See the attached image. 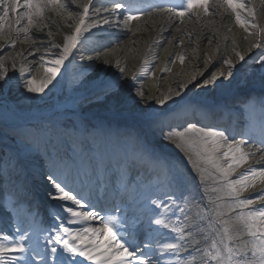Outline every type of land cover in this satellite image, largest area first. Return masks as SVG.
I'll use <instances>...</instances> for the list:
<instances>
[{"label":"bare ground","instance_id":"obj_1","mask_svg":"<svg viewBox=\"0 0 264 264\" xmlns=\"http://www.w3.org/2000/svg\"><path fill=\"white\" fill-rule=\"evenodd\" d=\"M98 1H101L98 5L103 7L97 8L96 0H93L86 23L95 21L99 27L83 33L78 50L65 61L67 65L62 67L61 74L45 92L30 94L23 88L22 82L17 86L15 79L8 87H0V169L4 167L5 160L15 165L14 169H10L7 182L0 180V194H11L20 189L23 205L35 197L39 202L47 199L45 194L51 188L41 175L46 170L50 171L46 167L53 162L64 170L71 187L79 191L83 187L87 196L99 178L103 182L101 190L104 186L107 188L106 206L111 204L112 189L118 188L120 181L127 184V195L132 192L138 168L145 173V176L140 174L141 180L145 179V185L150 184L155 193L158 191L154 187L157 174L140 159L142 153H147L161 162L164 157H173L177 167L186 170V177L193 182L192 186L186 184L188 191L206 203L208 193L199 174L188 162L186 153L177 148L174 141L164 139L161 129L167 132L170 127L180 128V124L186 122L185 118L192 116L212 127H221L218 124L227 122L228 131L234 135L239 128L233 119L236 113L230 110H235L234 103L240 104L238 111H243L244 107L245 111L248 107H256L258 113L259 101L264 98V71L255 61L264 51V4L261 0H251L255 10L254 23L258 28L248 25L236 28L229 15L220 11L222 7L216 6V0H212L208 15L196 9L183 18L141 14L139 19L130 22L114 16L117 12L112 7H106L109 0ZM64 2L70 6L64 10L46 11L44 16L47 20H41L29 29L31 38L24 39L23 33L19 36L15 33L0 36V65L10 76L19 77V68L23 64L31 68L26 76L43 78L47 65L40 61V57L48 60L59 54V50L49 49L48 46L50 43L63 44L64 37L70 35L79 23L76 13L83 11L82 6L88 0H76L75 5L71 4V0H61V3ZM112 16L116 22L109 20ZM104 20L109 23H103ZM9 40H15L14 47H4ZM254 44L260 45L257 55L252 53ZM237 52L244 56L243 61L239 60ZM180 55L184 56L183 63L176 59ZM225 59L235 66L231 78H227ZM145 60L147 65H144ZM173 60L177 61V66L172 69L170 64ZM120 68L124 69L122 76ZM220 72L225 75L215 86L210 84L201 90L191 88L189 84L193 75L202 80ZM134 75L137 77L135 81ZM114 77H120L125 90L106 94L105 84ZM133 84L135 87L130 93L133 99H128L127 87ZM180 84H189L191 88L186 95L182 94V101L175 95ZM60 89L64 93H59ZM137 89L143 93L142 96L136 95ZM228 93L233 94L227 96ZM218 94L222 95L220 100L208 105L211 102L209 98L213 96L215 100ZM165 95H171L178 103L169 100L167 107H161L156 101ZM200 100L206 104L203 109ZM190 104L193 108L189 109ZM253 127L258 130H251L249 136L261 139L259 121ZM37 129L44 130L40 140L34 136ZM73 151L79 152V159L74 158ZM258 155L264 157L260 153ZM126 170H131V177L123 182ZM244 171H236L229 178L236 179ZM84 173L91 178L92 184L85 182L81 185ZM159 180L162 181L163 177ZM127 195V199L133 198ZM251 195L254 194L244 191L241 198ZM89 198L96 202L94 198ZM46 202V211L50 212L54 202ZM261 204L264 202L253 208ZM35 210L31 216L39 209ZM49 212L42 215L40 211L42 218L36 217L35 221H43V226L49 227L48 221L53 222ZM0 213L2 219H14L1 210ZM47 217L50 218L44 219ZM9 227L6 229L11 234L15 229L10 231ZM149 255L159 260V264H173L166 258L160 259L152 253Z\"/></svg>","mask_w":264,"mask_h":264},{"label":"snow or ice","instance_id":"obj_2","mask_svg":"<svg viewBox=\"0 0 264 264\" xmlns=\"http://www.w3.org/2000/svg\"><path fill=\"white\" fill-rule=\"evenodd\" d=\"M167 3L169 14L183 18L194 9H202L208 15L211 0H167ZM261 3L264 4V0ZM71 4L75 5L76 0H71ZM69 6L61 3V0H0V36L12 33L19 36L23 33V38L29 39V29L41 20H47L44 16L46 11L64 10ZM92 6L93 0H88L82 6L83 11L76 13L79 23L70 35L64 37L62 45L50 43L49 49L59 50L58 55L48 60L40 57V61L47 65L43 78L26 76L25 73H30L31 68L23 64L19 68L20 76L14 78L0 65V87H8L15 79L17 86L22 82L23 88L30 94L45 92L61 74L65 61L78 50L83 33L99 27L95 21L86 23ZM216 6L231 10L238 26L258 28L254 23L255 10L251 0H247V3L245 0H216ZM114 7L128 10L125 17L128 22L139 19V15L134 14L121 0H115ZM150 7L159 9L162 6ZM241 10L246 11L251 20H244L240 15ZM103 23L108 24L109 21L104 20ZM14 46L15 40H9L4 47ZM253 47L259 48L260 45L254 44ZM236 55L241 61L245 59L239 52ZM176 59L183 63L184 56H177ZM255 62L264 71V53ZM223 63L228 69L227 78H231L235 66L227 59ZM147 64L145 60L144 65ZM123 73L124 69L120 68L121 76ZM224 75L223 72L212 73L202 80H197L193 75L189 84L191 88L203 90L210 84L215 86ZM136 79L134 75L133 81ZM189 84H180L175 94L181 101L191 90ZM134 87V84L127 87L128 99H133L130 93ZM105 89L106 94L121 93L125 90V84L120 77H114L106 82ZM136 95L142 96L143 93L137 89ZM169 100L178 103L171 95H165L156 103L167 107ZM251 115L254 121L258 118L260 134L264 136V98L259 101L258 113L256 107H252ZM252 127L250 125V130ZM161 131L164 139L174 141L175 146L186 153L188 162L199 174L208 193L206 203L203 199L197 200L188 191L186 170L182 171L167 161L161 162L151 154L142 153L140 159L156 172L158 178L163 177L160 183L169 189L164 196L171 204L159 197L153 198L152 194L142 200L135 197L129 200L126 198L129 189L125 183L112 189L113 201L111 207H107V188L104 186L101 190L103 182L99 178L95 181L94 189L88 193L96 204H90L88 199L71 187L68 176L59 172V165L54 163V171L47 174L52 186L48 196L54 202L49 212L53 221L50 227L36 229L35 217L28 220L32 214L23 207L20 189L11 194H0V210L17 221L13 233L0 235V264H34V261L35 264H83L84 261L90 264H159V260L149 255L155 254L153 244L160 254L171 253L175 256L173 264H264V204L251 207L264 202V189L254 197L241 198L242 192L264 180V166L249 167L239 173L238 178L229 179L237 168L258 153L245 151L248 141H237L224 129L198 127L195 123L187 122L183 130L170 127L167 132ZM240 134L247 136L249 132ZM34 136L37 140L42 139L44 130L37 129ZM14 167L5 160L4 167L0 169V180L7 182L10 169ZM62 175L63 179L60 178ZM83 175L81 185L93 183L87 173ZM192 180L195 181V177ZM95 191H99V195H95ZM113 210H118L119 216L110 214ZM93 221L99 226H93ZM65 222L81 226L66 227ZM161 229L173 234V238L161 240L164 235Z\"/></svg>","mask_w":264,"mask_h":264},{"label":"rangeland","instance_id":"obj_3","mask_svg":"<svg viewBox=\"0 0 264 264\" xmlns=\"http://www.w3.org/2000/svg\"><path fill=\"white\" fill-rule=\"evenodd\" d=\"M220 11H223L224 13L227 12L229 15H231V19H230V21H231V23H233V25H236V24H235V19H234V17L232 16V12H231V11H229V10H227V9H225V8L220 9ZM241 12H243V11L241 10ZM227 13H226V14H227ZM243 14L246 15L245 13H243ZM244 18H245V17H244ZM211 20H213V19H211ZM262 26H263V25H262ZM238 27H240V26L236 25V28H238ZM240 28H243V27H240ZM180 40L183 41L184 38L181 37ZM262 53H264V51H263ZM176 63H177V61H175L174 63L170 64V66L172 67V69H173L175 66H177ZM66 64H67V63H66ZM62 92L64 93V91L60 89V90H59V93H62ZM63 100H64V98H63ZM126 143H127V142H126ZM15 149H16V148H14V150H15ZM17 151H18V149H17ZM77 154H78V153H77ZM77 154H76V155H77ZM262 183H263V182H262Z\"/></svg>","mask_w":264,"mask_h":264}]
</instances>
